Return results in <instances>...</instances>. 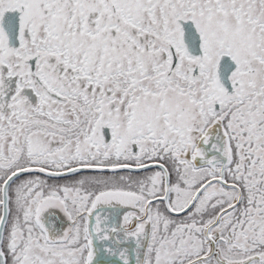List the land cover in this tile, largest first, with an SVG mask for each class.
Here are the masks:
<instances>
[{
	"label": "flooded vegetation",
	"instance_id": "1",
	"mask_svg": "<svg viewBox=\"0 0 264 264\" xmlns=\"http://www.w3.org/2000/svg\"><path fill=\"white\" fill-rule=\"evenodd\" d=\"M49 1L55 10L48 13L58 15L59 33H47V42L37 26L32 30L30 12L35 14L44 2L47 13L48 0H34V9L29 0H0V138L8 141V130H14L23 134L24 143L39 146L35 161L13 162L7 158L9 149L0 150V226L8 203V218L0 229V264H88L90 227L98 234L120 233L131 223L150 230L144 264H183L186 243L175 244V233L181 230L190 241L196 239L198 235H191L195 220L189 216L206 200L210 187L217 196L202 217L209 218L202 236H208L210 247L201 256L214 253L219 264H239V255L230 256L232 249L252 244L249 264H259V238L264 234V69L259 55L264 35H256L255 12L243 6L248 0L234 1L233 11L231 3L217 7L201 0H164L168 8L160 0L153 6L144 0H92L93 11L91 0ZM204 12L212 18L208 27L209 21L201 18ZM186 21L197 35L184 39ZM260 22L264 26V17ZM234 39L247 47L230 45ZM225 55L230 63L222 69L228 71L231 65V70L220 82L217 68ZM72 91L84 95L69 102ZM157 97L164 108L159 116L164 128L170 130L169 113L178 107L177 115L190 114L188 126L198 129L182 163L196 160L198 147L201 159L218 157L219 134L230 147L231 161L224 170L221 164L197 167L202 179L189 198L188 187H177L186 176L180 161L170 156L177 146L160 134L153 137L156 125L148 120L142 126L137 115L143 99ZM133 122L136 135L129 130ZM146 139L149 144L154 140L153 157L144 158L140 151L139 142ZM122 165L139 170L85 168ZM31 167L85 169L64 177L22 173L10 182L5 198L3 187L10 175ZM20 178L21 186L19 181L14 184ZM109 190L132 195L130 210L121 194L103 196L105 201L95 208V201ZM226 193L231 194L229 203L217 201ZM46 198L55 204L38 211ZM19 212L22 222L15 221ZM244 236L256 240L249 243L241 240ZM201 256L189 261L212 262L210 255Z\"/></svg>",
	"mask_w": 264,
	"mask_h": 264
},
{
	"label": "rangeland",
	"instance_id": "2",
	"mask_svg": "<svg viewBox=\"0 0 264 264\" xmlns=\"http://www.w3.org/2000/svg\"><path fill=\"white\" fill-rule=\"evenodd\" d=\"M202 1H203V3L206 2V4H209V3H214L215 4L216 3L217 7L218 6L222 7V6H225L226 4L229 5L231 3V5H230L231 8L230 9H231V11H233L232 8L235 7L234 1H239V0H220L221 2H219V0H210V2H209V0H207V1L206 0H201V2ZM258 1L260 3L262 2L261 0H258ZM27 2H28V0H27ZM33 2H34V0H29V5L31 6V9L35 8V4H33ZM157 2H158V0H144V3H148V4L152 5V6L154 4H156ZM160 2H161V4L163 6L168 8V5L164 2V0H160ZM255 2H256V0H252V4H251V2H249V0H248V5L247 6L243 5V6L245 8H251V6H252L256 10V12L258 13L259 11L256 8V6L254 5ZM42 4H43L42 6H41V4L38 5V8H37L35 14L30 12V15L32 17V25L31 26H32V30H33V28L35 26H37L38 35L39 34L42 35V36H39V37L44 38L43 39L44 41L47 40V42H49V40L46 38V34L47 33H49L52 30L56 34L59 33V29H58V25H57L58 15L53 17V16H51V14L48 13V12H52V11L55 10L54 4H52L49 0H48V3H47L48 4L47 5L48 11H47V13L43 14L44 13V2H42ZM195 4H196V2H195ZM197 5H198V2H197ZM94 7H95V2L91 0L89 2L90 11H93ZM196 8H194V9H196ZM209 14H212V13L210 12ZM212 15L216 16L217 14L213 13ZM45 16L48 17V19H51V17H52L53 20L49 21L47 18L45 19ZM201 18H205L204 19L205 21H209V23L206 24V27H208V25L211 24V19L212 18L209 19L207 17V15L205 14V12L202 13ZM118 25H120V27H121L123 24H118ZM116 27H113V28H116ZM202 29H203V27H202ZM62 32H63L64 35L67 36V32L65 30H63ZM93 32H94V34L97 35V33H95V31H93ZM117 32H119V31H117ZM209 32H210V30H209ZM69 35H71L72 37L75 36V34H69ZM211 35H213V33H211ZM256 35L263 36L264 35V27L262 28V30H257ZM250 36L251 37L255 36V29L252 30V33H251ZM250 41H252L253 46H255V44H256L255 39L251 38ZM235 42L239 46H241L242 49H243V45L246 46L245 43H243V41L239 40V39H234L232 42H230V45L234 46ZM34 45H36V44L33 43V46ZM46 47H47V45H46ZM261 48L262 49H261L259 57L262 60V62H260L259 66L264 69V45H261ZM245 52H246V50H245ZM34 53H36V51H34ZM65 57H67L68 59L69 58H72V59L77 58L75 56H70V55L69 56L65 55ZM215 64H216V61L212 65L213 69H214ZM83 95L84 94L82 93V91L81 92L80 91H72L66 97V99L69 102H71L73 99L81 98ZM140 104H141L140 111H143V112L137 111V115H138V117L142 116V118H140L143 121L142 122V126L145 127V123L148 120H152V124L156 125V128H155L156 130H155V133H154L153 137L157 138V137H159V134H160V135H162L163 141H165L166 143H173V144H175L177 146L178 149H175L174 151H172L170 156H172L173 158L179 160L180 163L182 164L181 166H183V169L186 172V176L181 180L182 184H180V186L178 185L177 187L178 188H181L183 186L188 187L190 193L186 194L185 197L189 198L194 193V190L200 185V182H201L200 179H202V174L198 171V168L195 167L194 165H193L194 166L193 168L190 167V163H192V162H186V163L184 162V163H182V160H181L183 156H186L189 153V149H187L188 146H190L192 144H195V142L197 140V135H198L197 130L198 129L195 126H190V127L188 126V125H191L192 116H190V114H185L184 118L181 117L182 115L178 116L177 115V111H179V108L175 107L169 113V123H170L169 127H170V130H167L166 128H164V122H160L161 118L159 116H160L161 113H163L162 110L164 108L162 107L163 105L158 102V97H157V99L150 100V101L147 100V99H143L140 102ZM175 127H177V128L175 129ZM137 128H138V125L136 124V122L131 123L130 126H129V130H130L131 134L136 135L137 131H138ZM13 131L14 130H8V135H9L8 136V141L5 140L2 137L0 138V143L3 141V146L0 145V150H2V152L3 151L5 152V150L9 149V155H7V153L5 155H7V158H10L13 162H15L16 160H20V161L25 160V161H27V159H29L28 161L38 160L39 158H37V156H36L37 155L36 154V149H38L39 146H35L31 142L30 143H24V141L22 139L23 134H19V133H15L14 134ZM23 133H24V131H23ZM43 141H44V139H43ZM45 142H47V141H45ZM45 142H44V145H46V147H47V144H45ZM152 143H154V140L150 144H149V141H147V139L144 140L143 142L142 141L139 142L140 151H141V153H143L144 158L145 157H148V158L149 157H153L155 155V152H153L151 150V144ZM4 145H6L7 147L4 146ZM183 147H184V149H183ZM23 151L26 152V155L22 153ZM228 165H226V166H228ZM232 165H233V163H232ZM239 166H241V165H239ZM130 177L133 178V176H130ZM18 181L20 183L17 184V185L21 186V184H22L21 182L23 181V179L22 178L18 179L17 181L14 182V184L16 182H18ZM109 191L118 192V191H115V190H109ZM206 191L209 192V194H207L205 196L206 200L204 202H200L199 201V203L197 204V206L194 209V212L191 213L190 216H189V218L195 220L194 224H196V226L192 227L191 235H193V236L194 235H198L196 237V239H194V237H193V240L190 241V239H188V235H184L181 232V230H178L175 233L178 236L176 238L175 244L181 246L183 243H186V244H184V248L181 251V257H182V263L183 264H187V262H190L189 260H192L194 258H197L198 256L203 255V253H200V251L208 249L210 247L209 242H208V236L207 237H203L202 236L203 232L205 233V225L207 224V221H208L209 218L204 220L202 217L205 214L206 210L208 209V204L216 199L217 190L213 191L212 187H210L209 189H206ZM104 193H107V192H104ZM230 195L231 194L226 193L223 197L218 196L217 201H221V202L224 201V203L227 204V203L230 202V197H229ZM120 196L124 200L133 201V197L131 195H129V196L120 195ZM54 201H56V197H55ZM54 201H50L49 200V201L44 202L41 205L39 204L38 207H37V210L40 207L39 210L41 212L43 210V208L46 209V207H50L51 205L55 204ZM20 210H21V205H20ZM23 210H24V212L26 214L27 210L26 209H23ZM20 212L16 215L15 221H20L19 220L20 217H21L20 216ZM199 215H201L200 218L198 217ZM20 222H22V221H20ZM9 224H10V222H9ZM40 227H41V231L46 233V231L43 229V224L41 222H40ZM27 229H29V226L27 227ZM23 230H25V229H23ZM242 236H243V234H242ZM242 239L245 240V241H248L249 243L251 241H255L256 240L255 238H252V237L248 238L247 236H244L243 238H241V240ZM53 240H55V239H52V241ZM259 241L261 243V254H263L262 255V260H261V262L259 264H264V247L262 246L264 244V234H261V236L259 238ZM45 242H47V240ZM45 242H41V243H45ZM187 242L189 243V245L187 244ZM218 244L221 245V249H222L223 248L222 242H219ZM170 245L168 247H170ZM253 247L254 246L251 244L248 247L240 246V248H238V249H232V253L230 254V256H232L233 254H237V255H239L237 257V260L241 261L242 259H245V258L249 257L248 255L251 256L252 253H250V250ZM213 254L214 253L210 254V257L212 258V262H210L208 264H219V263H217L218 261L216 262V260L214 259ZM163 255H164V257L166 256V249H164ZM201 257H204V259H207L208 255L201 256ZM201 257H199V258H201ZM160 264H162V263H160ZM198 264H201V263H198Z\"/></svg>",
	"mask_w": 264,
	"mask_h": 264
},
{
	"label": "water",
	"instance_id": "3",
	"mask_svg": "<svg viewBox=\"0 0 264 264\" xmlns=\"http://www.w3.org/2000/svg\"><path fill=\"white\" fill-rule=\"evenodd\" d=\"M183 25H189L188 31L184 33L183 37L185 39L186 36H191L192 34L197 35V31L193 26L190 27L191 22H183ZM230 56L225 55L221 59V64L219 63L217 72L219 76V81H225L230 73L231 70V65L230 69L228 71H225L222 69V64L226 63L227 61L230 63ZM232 64V62H231ZM225 138V136H224ZM218 142H220V139H218ZM219 147V152L223 153V157H217L216 159H201L200 155L197 154L195 156V161L194 163L196 165H210V166H215V164H221L222 169L224 170L225 166L230 163V147L228 146L227 142H224V144L216 145L215 148ZM198 158V159H197ZM200 159V160H199ZM87 169H90L91 171H114L118 169H132V170H139V168L132 167V166H117V167H103V166H96V167H85ZM85 168L83 167H74V169H69V170H63V171H50L46 170L44 168L39 169L36 167H31L28 169H21L20 171L14 172L10 175L8 180L4 183V197H7V188L10 184V182L16 177L20 176L22 173H31L32 171L44 173L47 176L50 177H64L65 175H72L74 173H77L79 171L84 170ZM144 168V167H142ZM141 169V168H140ZM215 169V168H213ZM222 170V171H223ZM108 194H121V195H126L129 196L130 194H126L123 192H114V191H108L107 193H102L100 197L95 201L94 207L97 208V204H100L105 201L103 196L108 195ZM132 196V195H131ZM53 198H46L43 200V203L49 200H52ZM120 200V198H119ZM118 200V201H119ZM117 200H113L115 202ZM128 203L129 210L131 208L132 201L131 200H126ZM43 208V212H44ZM3 215L1 218V226L0 229L6 224V220L8 218V203L7 201L4 202V207H3ZM42 212V213H43ZM40 214V216L42 215ZM89 214H93V210ZM132 213L130 212V215ZM125 230L123 232H116V231H110L109 233H95V229L92 230L90 227V232L89 234L91 235L90 238V254H89V259H88V264H143L144 257L147 251V245L149 243V234L150 230L145 229L144 227L138 228L135 227V224L131 223L128 226H125ZM112 228V227H111ZM114 229V228H112ZM122 247V249H121ZM109 249V250H108ZM120 253V254H119ZM210 253L208 254V256ZM197 260H193L190 262H187V264H194L197 263Z\"/></svg>",
	"mask_w": 264,
	"mask_h": 264
},
{
	"label": "trees",
	"instance_id": "4",
	"mask_svg": "<svg viewBox=\"0 0 264 264\" xmlns=\"http://www.w3.org/2000/svg\"><path fill=\"white\" fill-rule=\"evenodd\" d=\"M256 4H258L259 6L256 5ZM254 5H255L256 8L258 9V11H259L258 13L256 12V10H255L252 6H251V8H248V9H252V10L255 12L256 17H255L254 19H255V23H256L257 30H262V28H263L264 26H263V23L260 22V17H264V16H263V9H264V7H263V2L260 3L258 0H256V2H255ZM241 14H242V13L240 12L239 17H240ZM242 23H243V25L246 24L245 21H243Z\"/></svg>",
	"mask_w": 264,
	"mask_h": 264
}]
</instances>
